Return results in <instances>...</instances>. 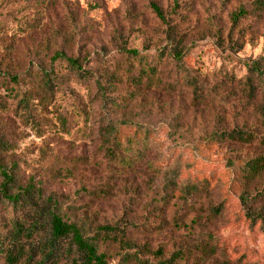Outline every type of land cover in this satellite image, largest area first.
<instances>
[{
  "label": "rangeland",
  "instance_id": "374dc122",
  "mask_svg": "<svg viewBox=\"0 0 264 264\" xmlns=\"http://www.w3.org/2000/svg\"><path fill=\"white\" fill-rule=\"evenodd\" d=\"M153 1L187 36L190 50L184 65L202 80V88L207 86L211 93L207 105H193L191 91L173 79L177 68L164 59L158 69L163 76L153 89L135 91L121 75L130 64L137 66L125 50H139L156 64L158 50L166 52V28L148 0H0V58L7 54L25 59L31 67L48 66L58 46L54 41L58 22L65 19L64 27L74 24L76 28V57H89L96 80L108 96L105 105L94 80L66 83L56 102L68 119L66 132L51 113L38 118L42 127L36 131L14 115L15 84L2 71L0 105L7 104L9 110L0 107V139L13 145V160L25 184L33 183L45 197L93 204L101 224L118 225L131 237H138L136 232L148 224L156 227L138 241L153 251L163 249L165 259L182 248L185 258L179 264H264V224L250 225L239 201L241 182L231 185L242 166L230 167L229 162L239 163L246 154L236 146L209 140L226 126L227 115L219 100L222 95L228 99L231 92L225 93L222 84L227 77L243 78L248 63L264 56V13L254 10V0ZM241 8L248 15L240 29L231 33V16ZM230 36L240 47L238 53L232 50ZM129 121L147 129L142 148L153 168L145 175L136 172L116 181L100 153L99 130L108 122L124 128ZM123 130L132 142L137 132L144 131L140 125ZM172 167L182 169L184 182L210 181L212 190L203 195L202 207L196 211L161 202L158 170ZM153 180L157 183L152 184ZM84 187L109 190L110 197L94 201L83 193ZM211 205L223 206L220 219L209 217ZM255 206L263 209L264 199ZM195 216L202 219L192 227ZM203 249L210 253L208 257L196 255ZM141 256L157 262L148 253ZM120 259L114 252L110 262L120 264Z\"/></svg>",
  "mask_w": 264,
  "mask_h": 264
},
{
  "label": "trees",
  "instance_id": "16d2710c",
  "mask_svg": "<svg viewBox=\"0 0 264 264\" xmlns=\"http://www.w3.org/2000/svg\"><path fill=\"white\" fill-rule=\"evenodd\" d=\"M148 3L166 28L164 42L167 53L158 50L156 64L139 50H125L128 59H133L137 66L130 64L128 69H122L121 75L135 91L140 92L143 88L153 89L163 76L158 69L160 61L164 59L167 64L172 63L177 68L173 79L178 80L177 83L181 80L184 88L191 91L193 105H207L205 101H208L211 95L206 90L207 86L202 88V80L193 76L184 65V59L190 50L187 46V36L176 24L166 19L158 4L153 0H148ZM253 6L256 12L264 13V0H254ZM74 14L73 11L72 16H75ZM247 15L248 12L243 8L232 14L231 33L240 29V24ZM65 24V19L58 22V30L54 35L55 44L58 46L48 60V66L31 67L25 59H14L7 54L0 58L1 74L4 72L9 75L15 84L12 89L14 115L26 127L30 125L36 131L42 127L38 118L51 113L61 130L66 132L68 119L56 104L66 83L94 80L98 89L97 95L108 105L106 90L104 85L96 80L89 57H76L74 24L69 28L64 27ZM230 38L232 50L238 53L240 47L232 42L231 36ZM69 49L70 52L67 51ZM110 86L115 84L111 82ZM221 89H224L225 93L231 92L228 99L222 95L219 100L224 114L227 115L226 126L221 132L213 134L209 140H220L245 152L244 160L239 163L229 162L230 167L236 168L237 164L242 166L237 181L230 184L241 182L239 201L250 225L264 224V208L256 209L255 206L256 201L264 199V56L248 63L243 78L227 77ZM0 107L4 112L9 110L5 103H1ZM227 109L230 111L226 112ZM124 125L123 128L108 122L100 128L98 136L100 153L110 169L109 173L114 174L116 181L136 172L144 171L145 175L146 171H152L153 168L151 161L146 159V149L142 148V139L147 141V129L132 121ZM127 125L136 128L140 125L144 130L137 132L134 142L129 140L123 130ZM141 133L145 135L142 137ZM12 151L13 145L0 139V216L4 215L0 225V263L111 264L110 257L114 252L120 256V264H179L185 258L186 251L182 248L165 259L163 249L153 251L146 243L140 245L138 237L144 238L156 231V227L150 224L143 227L141 232H136L138 237H131L126 229L118 225L101 224L96 211L92 210L93 204L79 205L77 202L63 199L61 201V198L45 197L42 190L37 189L33 183H24L19 165L13 160ZM142 161L144 164H141ZM158 172L160 200L165 206L173 203L172 205L179 206L180 210L187 206L189 211L194 212L198 206L202 207L199 202L203 195H209L212 190L208 180L200 182L186 179L184 182L181 168H161ZM151 183L155 184L157 180ZM82 190L94 201L96 197H102L104 200L105 197H110L109 190L93 191L85 187ZM65 201L67 203L64 204ZM223 209V206L211 205L209 217L220 219ZM201 219H194L195 224L191 226H197ZM143 253L153 256L157 262L144 260L141 256ZM196 255L205 258L210 253L203 249ZM224 264L242 263L226 261Z\"/></svg>",
  "mask_w": 264,
  "mask_h": 264
}]
</instances>
